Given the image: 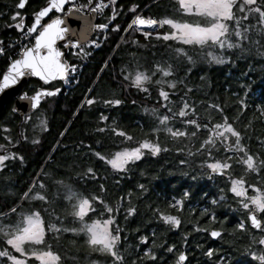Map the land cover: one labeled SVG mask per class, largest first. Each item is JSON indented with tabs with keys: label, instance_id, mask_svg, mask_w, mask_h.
I'll use <instances>...</instances> for the list:
<instances>
[{
	"label": "trees",
	"instance_id": "trees-1",
	"mask_svg": "<svg viewBox=\"0 0 264 264\" xmlns=\"http://www.w3.org/2000/svg\"><path fill=\"white\" fill-rule=\"evenodd\" d=\"M44 1L36 0L34 10ZM133 5L135 10L129 11ZM257 6L264 7V4L257 0ZM238 7L239 0L234 10L241 16L243 13ZM138 13L182 22L195 19V16L182 14L176 0H115L96 20L107 27L105 34L97 33L101 39L99 47L83 57L72 51L66 56L69 66L78 65L72 86L66 89L58 82L46 87L52 91L58 88L59 93L41 103L46 126L38 136L39 132L31 130L37 119L34 121L32 116L27 123H22L11 111L10 104L4 108L0 115V144L17 158L0 172V225L16 224L21 212L38 211L45 227L44 243L38 247L50 248L57 253L59 264H111L110 257L87 245L84 232H47L49 222L61 228H80V222L71 215V204L64 199V186L67 185L90 201L92 195H96L112 207L114 223L110 229H120L118 248L123 255V264H175L180 251L186 254V264H241V254L245 264H258L250 253L260 254L261 246L257 241L264 232L249 227L247 211L241 208L239 198L229 189L230 178L243 176L246 187L253 184L264 191V167L260 168L259 174H246L243 166L237 164L235 154L225 153L221 144L211 149V156L207 146L198 151L209 129L201 127L196 132L193 126L184 125L179 116L171 118L168 126L189 134L196 132L194 136L172 138L164 131L154 135L152 129L158 126L157 115L171 117L187 102L202 126L221 122L226 117L228 123L241 133L247 150L258 158L256 162L264 161V32L251 29L247 34L248 41L243 43L244 51L221 50L218 46L202 49L157 39V33L170 31L168 26L155 33L149 32L145 38L144 31L128 27ZM26 25L28 27L30 23ZM244 25H256V19L242 21L241 27ZM26 31L27 28L21 30L20 35ZM8 33L11 31L5 30L0 35L3 44L0 76L9 63L8 56L15 50L13 42L4 40ZM231 39L234 42L235 36ZM177 47L185 49L187 56H178L174 51ZM209 51L222 57L224 62L210 61ZM188 56L192 57L191 62ZM157 63L171 66L172 75L163 78L175 82L173 89H168L166 84L163 86L169 92L171 112L161 107L160 86L155 84L161 77L158 72L153 74V66ZM137 69L151 76V82L145 85L147 91L132 87L130 80L124 79L125 72L132 74ZM39 86L37 81H29L21 92L30 95ZM87 99H93L94 103H84ZM113 99L120 103L104 104L105 100ZM210 104L218 105L221 111L209 108ZM101 115L106 117L103 122ZM100 127H106V131H97ZM113 127L132 139L114 136ZM33 135H36V143L30 140ZM145 139L158 143L161 151L153 156L144 150L141 159L126 165L124 172L113 171L93 155L100 152L110 156L117 150L138 146ZM229 155H232L231 167L226 174L211 173L206 167L207 163L224 160ZM89 167L94 169L95 179L87 174ZM40 183L45 187L40 188ZM101 184L104 192L100 191ZM184 192H188V197L183 196ZM25 193H28L27 197ZM35 193L44 195L47 203L32 199ZM247 195L254 193L247 189ZM175 199L182 200L179 212L175 207H169ZM214 200L215 204L212 203ZM91 203L95 211L89 212L85 221L106 219L109 214L104 212L103 205ZM117 203L121 204L119 209ZM128 207L135 209L132 216L127 215ZM154 209L177 216L180 224L175 229L165 225ZM210 215H214L215 221L208 219ZM258 215L264 222V214ZM242 221L244 230L237 227ZM194 226L205 231L194 230ZM212 229L222 232L216 241L208 235ZM140 236L147 237L145 244L139 242ZM5 239L0 233V250L11 252ZM169 246L174 247L171 253L167 251ZM24 247L27 250L32 246L25 244ZM146 249L155 256L154 260L144 258ZM208 249H213L211 258L205 255ZM0 264L9 262L0 258ZM28 264L32 263L28 261Z\"/></svg>",
	"mask_w": 264,
	"mask_h": 264
},
{
	"label": "snow or ice",
	"instance_id": "snow-or-ice-1",
	"mask_svg": "<svg viewBox=\"0 0 264 264\" xmlns=\"http://www.w3.org/2000/svg\"><path fill=\"white\" fill-rule=\"evenodd\" d=\"M70 2L71 0H47V5L34 14V22L31 26L27 27L26 33H22L25 38L32 36L34 33H38L34 36L33 46L20 48L19 58L12 60L9 63L7 71L3 74V77L0 78V91L8 88L10 85L16 84L20 77L26 75L38 76L44 84H48L50 80H55L57 78L63 80L69 66L60 59L61 53L56 47H54L56 42L58 40H64L66 36L71 34V36L76 37L77 42H72L70 39V47L73 49L77 48L79 42L80 50L83 51L84 44L90 42L88 40L89 32L92 29H104L106 27L105 24H91L89 17L83 15L82 9H88L89 5L93 3V0H88L87 4L68 10L69 14L72 11L81 14L82 25L78 34L68 27H63V21L59 18L52 19L49 23H41L42 18L46 17L51 10L54 9L57 13H60L62 7ZM110 2L114 3L115 0H110ZM25 3L26 0H19L16 7L23 8ZM176 3L182 14L203 17L205 18L206 23L182 22L170 17L155 19L134 15L129 28L134 26V29L139 31L141 27L153 29L154 26H168L170 31L157 33V39H162L164 41L173 40L182 45H192L202 49L205 47L218 46L221 50L228 48L239 49L241 51H244L243 43L248 41L249 37L247 34L251 29L255 28L257 32H264V7L257 6V0H239V11L243 13L241 16H237L234 10V6L238 4V0H176ZM261 3L264 4V0H261ZM103 7L104 5L97 0L95 6L91 7L89 10L94 13ZM134 10L135 5L129 9V11ZM16 15L18 14H14L13 19H15ZM249 18L256 19V25H244L242 28L241 22L248 20ZM109 19H111V17H109ZM229 22H234V24H230ZM38 25L41 26L38 28ZM16 27L17 30H20L23 27V24L18 23L16 24ZM125 31H128V29L126 28ZM149 34V32H143L145 38H147ZM233 35L235 36L234 42L231 39ZM174 51L178 56H187V52L183 48L177 47ZM187 58L189 62L192 61L191 56H188ZM208 59L217 63L224 62L222 57L218 58L213 55L211 51L208 52ZM153 68V74L158 72L161 77L160 79L155 80V84L160 86L158 89V95L161 101H163L161 107L166 108L171 112V109L168 108L169 92L165 91L163 87L165 84L168 89H173L175 87L174 81L163 79L172 75V72L170 71L171 66H162L157 63ZM124 79L130 80L131 86L138 88L142 92L147 91L145 85L151 82V76L146 74L145 71H140L138 69L132 74L125 72ZM56 91H59V89L53 91L37 90L31 97L21 95L19 98L21 100H30L31 108L35 110L42 97L53 96L56 94ZM84 103L92 105L94 100L87 99ZM119 103L120 101L118 99L104 101L105 105H118ZM209 108H215L216 111H221L218 105L210 104ZM13 110L15 111V109ZM155 111L156 110L154 109L153 112ZM176 116L182 118V123L184 125L193 126L196 129V132L200 131L201 127L209 129L207 138L200 143L198 151L205 149L207 146L209 156H211V149L218 144H221L223 145V151L225 153L235 154L237 164L243 166L246 174H259L260 168L264 167V161H260L259 163L256 162L258 158L247 150V146L242 143L241 133L233 127V124L228 123L226 117H224L221 122L211 123L210 125L205 124L202 126L198 122L197 114L194 109L190 107L187 102L183 103L177 112H173L171 117L168 115H157L158 126L152 129L153 134L155 135L158 131H164L172 138L185 137L186 135L194 136L196 132L189 134L182 130H174L172 127L168 126L169 120ZM105 120L106 117L101 115L100 121L103 122ZM40 125H44L42 119L40 120ZM5 131H7V129H5ZM97 131L103 133L106 131V127H100ZM111 132L114 136L123 137L124 140L132 139V137L127 135L124 131L115 127L111 128ZM5 139H8V137H5ZM32 142L36 143L37 141L33 140ZM3 148L4 145L0 144V149ZM144 150H147L151 155L156 156L157 153L161 151V148L158 143H153L145 139L141 140L138 143V146L117 150L110 156H106L100 152H94L93 155L113 171L124 172L126 171V165L141 159L142 155H144ZM14 158H17L14 153L6 151L5 154L0 155V167H3L4 161ZM231 159L232 155H229L224 160H215V162L207 163L206 167L211 173L217 175L226 174L227 170L231 167V164L229 163ZM86 172L93 179L96 178L93 168L89 167ZM57 183L62 182L58 181ZM230 185L229 190L235 197L239 198L241 208L247 211V221L250 222L251 228L264 232V222H262V220L256 215L257 213L264 214V191L253 184H247L246 187V181L243 176L240 178H230ZM39 187L44 188L45 186L40 183ZM64 187L66 188L64 199L71 204V215L80 222V228H61L55 223L49 222L47 225V232L59 233L61 231H71L74 234L84 232L87 237L86 243L90 248L110 257L111 264H123V255L118 248L121 239L120 229L118 227L110 229L109 227L114 223V217L111 215L113 212L112 207L105 203L100 197L92 195L91 201H95L97 204H102L104 212L109 215L106 219H96L92 220L90 223L86 222L84 219L85 216L89 212L95 211L91 201L82 194L75 192L71 186L65 185ZM138 187L143 188L142 185H139ZM247 189H251L254 195H247ZM100 191H105L103 184L100 185ZM128 195L130 197L131 193ZM188 195V192L183 193L185 198L188 197ZM24 196L27 197L28 193H25ZM23 198L24 197H22V199ZM32 199H38L47 203V198L40 193H35L32 196ZM221 199H223V197H221ZM212 203L215 204L216 201L214 200ZM120 206L121 204L117 203V209H119ZM181 206V199H175L174 204H169V207H175L177 212L181 211ZM12 211H15V209H12ZM126 211L128 216H132L135 209L134 207H128ZM154 211H157L159 219L165 225H170L172 229L177 228L180 224V220L177 216L164 214L155 209ZM208 219L210 221H215L214 215H210ZM237 227L240 230H244L245 223L242 221ZM194 230L205 231V229H200L198 226H194ZM0 233L6 237L4 242L10 246L15 253L19 254L18 258L8 250H0V258H6L9 264H26L28 258L35 259L38 264H59L60 257L57 253L51 251L50 248L38 247L43 245L45 240V227L43 226L41 215L38 211L34 210L30 213L22 214L16 224L0 225ZM209 235L212 238H217L221 236V232L212 229L209 231ZM146 241V236L139 237V242L141 244H145ZM257 243L261 246L260 254L257 255V253L253 251L250 255L253 260L258 261V264H264V236H261ZM25 244L32 247L26 250L24 247ZM167 251L169 253L173 252L174 247L169 246ZM205 255L211 258L213 256V249H208L205 252ZM143 256L144 258L155 259V256L148 249L144 251ZM185 261L186 254L184 251H180L176 255L175 264H185ZM133 264H135V262H133Z\"/></svg>",
	"mask_w": 264,
	"mask_h": 264
},
{
	"label": "water",
	"instance_id": "water-1",
	"mask_svg": "<svg viewBox=\"0 0 264 264\" xmlns=\"http://www.w3.org/2000/svg\"><path fill=\"white\" fill-rule=\"evenodd\" d=\"M30 1V0H26V3ZM77 0H71L70 3H66L63 7H62V10L60 13H57L54 9L51 10L49 12V14L46 16V17H43L42 18V21L41 23H49L52 19H61L63 21V27H68L70 29H72L75 33H79L80 31V28H81V25H82V19H81V14L80 13H77L75 11H72L70 14L67 13L65 15H62L64 9L70 5V4H73L75 3ZM25 3V5H26ZM47 5V0L46 2L37 10L40 11L43 7H45ZM21 9V8H20ZM84 15V14H83ZM84 16L86 17H89L90 19V23L95 25L96 24V15L94 13H88V14H85ZM33 22H34V17H33ZM32 22V23H33ZM41 25H38L37 27L39 28ZM38 34V33H34V36ZM94 35V29H92L89 34H88V40H90ZM72 42H77L76 40V37L75 36H71V34H69V36H66V38L64 40H58L56 42V45L54 47L57 48L58 51H60L61 53V57L60 59L68 65V62L66 60V56L67 54L70 52V51H73V50H76L78 48H80L79 46V42H78V46L77 48L73 49L70 47V43L69 41ZM33 43H34V39L32 40L31 44L28 46V47H32L33 46ZM86 44V43H85ZM19 58V57H17ZM16 58V59H17ZM15 60V59H14ZM10 63V62H9ZM8 63V65H9ZM8 65L7 67L5 68L4 72L1 74L0 78L3 77V74L7 71V68H8ZM69 66V65H68ZM70 68V67H69ZM68 68V70H69ZM67 74H68V71L66 72L65 74V78L63 80L66 79L67 77ZM63 80L57 78L55 80H50L48 84H44L43 81H41L39 79L38 76H31V75H26V76H23V77H20L16 84L14 85H10L8 88L0 91V115L1 113L3 112L4 108L10 104V107H11V111L18 116V118L20 119V121H22L25 117H28L30 115H32L33 113H35L36 111H38V109L40 108L41 106V103L42 101L47 97V96H44L40 99V102L38 104V107L37 109H32L31 108V103H30V100H21L19 97L21 95H26L28 97H31L32 95L35 94V92L37 90H41V91H49L47 88L45 87H48L50 86L51 84L53 83H58V82H62ZM29 81H37L38 83H40L42 86H44V88H39L37 89L36 91H34L32 94L28 95L24 92H21V89L22 87L27 84ZM15 109V111L13 110ZM258 217V213L256 214ZM260 218V217H259ZM249 223V227L251 228L250 226V222ZM252 229V228H251ZM254 231H259V230H256V229H252ZM222 234V232H221ZM209 235V234H208ZM210 236V235H209ZM210 238L213 240V241H216L218 240L219 237L217 238H212L210 236Z\"/></svg>",
	"mask_w": 264,
	"mask_h": 264
},
{
	"label": "built area",
	"instance_id": "built-area-1",
	"mask_svg": "<svg viewBox=\"0 0 264 264\" xmlns=\"http://www.w3.org/2000/svg\"><path fill=\"white\" fill-rule=\"evenodd\" d=\"M97 2V0H93V3L91 5H89V8L88 9H82V12L83 14H88V13H93L91 12L89 9L91 7H94L95 6V3ZM99 2L104 5V7L100 10H97L96 12H94V14L96 15V20L98 18H100L102 16V14L104 13L105 9L108 8L112 3L110 2V0H99ZM88 3V0H84V1H76L75 3L73 4H70L68 5L62 15H65L68 13V10L69 9H74V8H77V7H80L81 5L83 4H87ZM137 15H140V13H138ZM141 17H144V18H148L146 16H143V15H140ZM132 21V20H131ZM131 23V22H130ZM96 24H99L97 23L96 21ZM130 25V24H129ZM129 27V26H128ZM134 27V26H133ZM156 28H159V27H156L154 26L153 29H149V28H144V27H141V30H153L156 29ZM159 30V29H158ZM107 31V27H105L104 29H94V35L93 37L89 40L90 42L89 43H86L84 44V47H83V51L80 50V48L76 49V50H73L72 53L76 56H80V54L82 53L83 56H86L90 53L91 49H97L100 45V42H101V39H99V36L97 33H102V34H105V32ZM157 31V30H155ZM34 39V34L28 38H25V36L23 35H20V38L18 39L17 43L14 44V47H15V50L13 51V53H11L9 56H8V61L11 62L12 60L16 59L17 57H19V50L21 47H25L27 48L31 43H30V40L32 42V40ZM95 45V46H93ZM3 51L0 49V54L2 53ZM74 66V67H73ZM70 68H72L71 70V74H67V77L65 80H63L61 83H62V86L66 89H68L71 85V82H72V78L75 76L74 73H75V68H78V65L77 64H74L72 66H70ZM69 68V69H70Z\"/></svg>",
	"mask_w": 264,
	"mask_h": 264
},
{
	"label": "flooded vegetation",
	"instance_id": "flooded-vegetation-1",
	"mask_svg": "<svg viewBox=\"0 0 264 264\" xmlns=\"http://www.w3.org/2000/svg\"><path fill=\"white\" fill-rule=\"evenodd\" d=\"M18 2H19V0H0V35L2 33H4L5 30L11 31V33H8L7 38L4 40H6L8 42L11 41V42H13V44L17 43L21 30L27 28L26 24L30 23V26H31V24L33 22L34 14L46 2V0L37 10H34V7H35L34 2H36V0L28 1L26 3V5L21 9L16 7ZM14 14H18V15H16L15 19H13ZM21 18H22V20H21ZM18 23L23 24V27L20 30H17V27H16V24H18ZM2 45H3L2 39H0V48L2 47ZM39 85L40 86L37 87V89L42 88V87L44 88V86H42L40 83H39ZM47 89L49 91H52L49 88H47ZM40 109H41V106L38 109V111ZM35 113H33L30 116H33ZM30 116H28V117H30ZM28 117H25V118H28ZM186 261H187V258H186ZM186 261H185V264L187 263ZM239 263L245 264L243 254H241V259L239 260Z\"/></svg>",
	"mask_w": 264,
	"mask_h": 264
},
{
	"label": "rangeland",
	"instance_id": "rangeland-1",
	"mask_svg": "<svg viewBox=\"0 0 264 264\" xmlns=\"http://www.w3.org/2000/svg\"><path fill=\"white\" fill-rule=\"evenodd\" d=\"M238 9H239V7H238ZM204 20H205V18H203V17H196L195 16V19L192 21L193 23H195V22H198V23H201V24H204V23H206V22H204ZM206 21V20H205ZM133 28V30L135 31V29H134V27H132ZM161 27H159V28H156V29H154V31L153 30H141L140 29V31H144V32H150V33H155L156 31L155 30H158V29H160ZM139 31V32H140ZM80 57H83V54L81 53L80 54ZM70 67V66H69ZM71 70H72V68H70L69 70H68V74H71ZM78 73V68H75V73H74V75L76 76V74ZM75 76L72 78V82H71V84H73L74 83V79H75ZM72 85H70V87H71ZM55 89H58V88H55ZM54 89V90H55ZM59 93V91H56V94L55 95H53V96H56L57 94ZM49 98L50 97H52V96H48ZM47 98V97H46ZM29 118H31L32 119V116L31 117H28V118H24L23 120H22V123H24V122H26L27 123V121H28V119ZM33 118H34V121H36V119H37V122L35 123V124H32V126H31V130L33 129V130H36V132H39L38 134H36L37 136L44 130V128H45V126H46V117H45V113L44 112H42L41 110H39V111H37L34 115H33ZM30 119V120H31ZM43 120L44 121V125L43 126H41L40 125V120ZM24 130H26V129H24ZM26 133V132H25ZM23 134H24V132H23ZM23 134H21V135H23ZM36 135H33V136H31V138H30V140H31V142L33 141V140H35V138H36ZM27 135H25V138H27L28 139V137H26ZM11 152V153H13L12 151H10V150H8L7 148H3V149H0V155H3V154H5V152ZM15 159V158H14ZM14 159H9V160H6V161H4V164H3V167H0V172L4 169V167H5V165L8 163V162H10V161H12V160H14ZM24 213H26V212H21L20 214H18V218H16V222L18 221V219H20L21 218V216H22V214H24ZM30 213V212H29ZM111 226V225H110ZM109 226V227H110ZM25 246V245H24ZM29 246V245H28ZM10 247V246H9ZM11 249V248H10ZM11 253L13 254V255H15V256H17L18 258H19V254L18 253H15L12 249H11ZM2 259H4V260H6V258H2ZM28 261H30L32 264H38V262L35 260V259H33V258H28L27 260H26V264H28Z\"/></svg>",
	"mask_w": 264,
	"mask_h": 264
}]
</instances>
